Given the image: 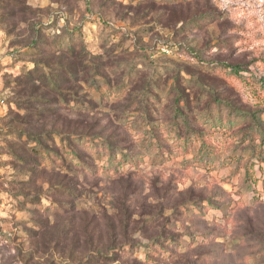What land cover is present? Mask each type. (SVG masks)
<instances>
[{"label":"rangeland","instance_id":"1","mask_svg":"<svg viewBox=\"0 0 264 264\" xmlns=\"http://www.w3.org/2000/svg\"><path fill=\"white\" fill-rule=\"evenodd\" d=\"M74 36L86 38L75 54L62 46ZM226 65L264 75V0H0V264H264V161L232 135L217 152L226 165L156 160L145 124L124 119L154 89L168 112L195 118L216 98L243 112L237 138L264 127V92L228 83ZM77 136L124 142L143 161L91 173L36 153L61 156Z\"/></svg>","mask_w":264,"mask_h":264},{"label":"trees","instance_id":"2","mask_svg":"<svg viewBox=\"0 0 264 264\" xmlns=\"http://www.w3.org/2000/svg\"><path fill=\"white\" fill-rule=\"evenodd\" d=\"M85 36L86 35H83V37ZM84 39L86 38L74 36L69 38L67 40L68 43H64L62 46L75 54L74 51H76V47H81ZM96 41H98V39H96ZM59 43L60 42H56L55 44L58 45ZM82 48L84 49L83 46ZM246 69L248 68H244L240 65H226L222 74L228 83L234 85H254L256 90L264 92V75L258 78L249 73ZM36 73L37 72L33 74L30 73L29 67L25 74L34 77ZM39 77L43 79L46 84L48 83V85L57 83L54 74L51 72H43ZM125 88L126 87H122V89ZM108 90L110 91V89ZM118 91L119 90H116V93H111V96L108 98L114 100L118 96ZM176 91L177 88L173 86L165 92L163 97L171 98ZM159 95L160 93L154 89L145 94L143 96L144 103H141L143 104L144 113L138 118L137 116H131L132 112H127L125 115L126 118H124L126 120L137 119L145 124L146 128L140 132V134L146 140L148 149H153L156 160H158V157L170 160L173 156H176L183 157V161L189 162L190 166L201 165L212 169L216 167L217 163L219 166L226 165L219 162L217 152L220 148V142L226 143V141H228V137L223 140L224 136L232 135V138L244 142V144H246L245 148L250 147L251 149H249L259 161H264V127H262L263 125L258 121H256L255 124L253 123L249 132L244 135L239 134L241 137L237 138L236 134H230V132L235 125L246 121L247 117L243 112L234 109L231 105H223V102L218 98L210 100L206 108H203L200 114L193 118L191 114L183 110H189V107H184L182 109L176 106V108L168 112L166 107H162V99ZM25 104L26 108L31 106L29 102H25ZM225 110L227 111L226 116H224ZM164 116L167 117L163 118ZM62 137L63 136H61V138ZM257 139L261 141L260 146H257L255 142ZM35 141L41 144L40 138H35ZM62 143L64 145L62 148L63 154L61 156H58L52 150H47L43 144L37 149L36 153L40 156L41 161L45 162L47 165L58 167L56 164L58 161L60 166L69 165L68 163L70 162L71 165L76 164L78 167L85 168L91 173L97 171L113 173L125 167L136 169L143 161L141 156L133 154L129 148H126L124 142L115 143L111 138L104 139L97 136L83 138L77 136L75 140H62ZM120 145L122 147L117 148ZM170 148L173 149V152ZM82 152H85L88 158L94 156L98 157L99 162L96 161L95 165L88 166L87 162H83L81 158ZM190 152H192L191 160L188 158ZM153 153L151 152L150 154ZM103 159L108 160L106 166H101L100 164V161ZM254 165V163H248L245 166L246 175L243 179L245 185L250 186V183L253 182L255 184L258 182V180H256V173L254 172ZM224 168L223 166L221 169ZM262 184L264 185V179ZM255 189L256 188H253L254 192ZM212 207V205L208 206L205 210ZM189 238H192V236H189ZM190 243H193V240L190 239ZM173 245L174 243L172 244L171 241L170 246ZM161 247L160 244L154 243L150 248V252L158 253V250L162 249Z\"/></svg>","mask_w":264,"mask_h":264},{"label":"built area","instance_id":"3","mask_svg":"<svg viewBox=\"0 0 264 264\" xmlns=\"http://www.w3.org/2000/svg\"><path fill=\"white\" fill-rule=\"evenodd\" d=\"M6 104V98L4 97V95H2L0 93V109L2 106H4ZM1 137H2V127L0 125V147H1ZM0 162H1V155H0Z\"/></svg>","mask_w":264,"mask_h":264}]
</instances>
